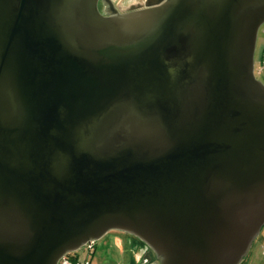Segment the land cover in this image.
<instances>
[{"label": "water", "instance_id": "water-1", "mask_svg": "<svg viewBox=\"0 0 264 264\" xmlns=\"http://www.w3.org/2000/svg\"><path fill=\"white\" fill-rule=\"evenodd\" d=\"M115 1L0 0V264L111 230L158 264H242L264 228V0Z\"/></svg>", "mask_w": 264, "mask_h": 264}, {"label": "rangeland", "instance_id": "rangeland-1", "mask_svg": "<svg viewBox=\"0 0 264 264\" xmlns=\"http://www.w3.org/2000/svg\"><path fill=\"white\" fill-rule=\"evenodd\" d=\"M263 40L264 25L259 31L256 51V76L262 82H264V67L261 64V59L264 58L262 54ZM95 245H97V248H95L96 254L89 255L87 249H81L78 252L80 257L84 259L88 255L92 264H128L131 261L129 259H132L133 263L137 264L139 260L137 253L143 249L145 244L136 237L120 232V230H111Z\"/></svg>", "mask_w": 264, "mask_h": 264}, {"label": "flooded vegetation", "instance_id": "flooded-vegetation-1", "mask_svg": "<svg viewBox=\"0 0 264 264\" xmlns=\"http://www.w3.org/2000/svg\"><path fill=\"white\" fill-rule=\"evenodd\" d=\"M145 2H147V0H116L115 5L122 13L130 11L133 8H141L144 6ZM99 8L103 14H106L102 1L99 2ZM137 254L139 258L138 263L158 264L153 252L146 245H144L143 249H141Z\"/></svg>", "mask_w": 264, "mask_h": 264}, {"label": "crops", "instance_id": "crops-1", "mask_svg": "<svg viewBox=\"0 0 264 264\" xmlns=\"http://www.w3.org/2000/svg\"><path fill=\"white\" fill-rule=\"evenodd\" d=\"M262 44H264V40ZM262 54L264 55V45L262 46ZM257 240L258 241L253 245L250 253L244 259L242 264H264V228L262 229V232ZM95 248H97V245ZM95 254H96V250H95ZM129 260L131 261H129L128 264H132L133 263L132 259ZM137 264H142V263L137 262Z\"/></svg>", "mask_w": 264, "mask_h": 264}, {"label": "built area", "instance_id": "built-area-1", "mask_svg": "<svg viewBox=\"0 0 264 264\" xmlns=\"http://www.w3.org/2000/svg\"><path fill=\"white\" fill-rule=\"evenodd\" d=\"M261 64L262 67H264V58L261 59ZM82 249H87L89 255H92L95 253V243H89ZM78 252L65 256L58 264H91V260L88 255L82 259Z\"/></svg>", "mask_w": 264, "mask_h": 264}, {"label": "trees", "instance_id": "trees-1", "mask_svg": "<svg viewBox=\"0 0 264 264\" xmlns=\"http://www.w3.org/2000/svg\"><path fill=\"white\" fill-rule=\"evenodd\" d=\"M96 247V246H95Z\"/></svg>", "mask_w": 264, "mask_h": 264}]
</instances>
